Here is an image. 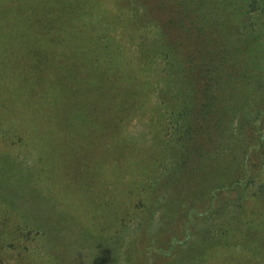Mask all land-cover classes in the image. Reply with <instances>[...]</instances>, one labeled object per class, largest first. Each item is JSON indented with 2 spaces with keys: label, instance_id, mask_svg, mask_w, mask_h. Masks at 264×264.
<instances>
[{
  "label": "rangeland",
  "instance_id": "374dc122",
  "mask_svg": "<svg viewBox=\"0 0 264 264\" xmlns=\"http://www.w3.org/2000/svg\"><path fill=\"white\" fill-rule=\"evenodd\" d=\"M263 108L264 0H0V264H264Z\"/></svg>",
  "mask_w": 264,
  "mask_h": 264
},
{
  "label": "trees",
  "instance_id": "16d2710c",
  "mask_svg": "<svg viewBox=\"0 0 264 264\" xmlns=\"http://www.w3.org/2000/svg\"><path fill=\"white\" fill-rule=\"evenodd\" d=\"M176 46V45H175ZM204 50H199V48H196V50L194 52L197 51L196 54L192 55V62L187 65L183 64L182 62H180L179 59L176 58L175 63L177 64L176 69L174 71L175 73V78L177 79L178 74H182L183 77L184 75H187L188 80L190 83H194L195 85H197L198 83V90L199 93L198 95L195 97V99H193L191 102L189 101L186 108L190 107V111L192 114H194V116L191 118H189L188 122L185 121V119H179V120H184L186 122V124H184V131L185 133V137H187L189 139V141H191L192 138H194L195 136L199 139V136H207L205 132H211L209 131L210 127L207 122V120L204 118V116L201 115L200 113V105L201 104H205L206 103H210L207 107L210 106H214V101L216 100V94H211L208 95L207 93H205V87L200 86V82L198 81L199 79H203L204 76H208L210 73H212L214 70H216L217 65H214L216 62H214V57L213 55L209 54L207 51L205 50V46L203 47ZM174 57V56H172ZM175 58V57H174ZM204 70V71H203ZM190 73L192 74V76L194 77V81L190 78ZM195 79H197L198 82L195 81ZM202 82V80H201ZM189 91V90H187ZM213 108H210V112L206 111V115H211L214 114ZM262 112H264V108L262 110ZM185 113V111H184ZM179 114V113H178ZM177 120V119H176ZM254 125L255 128L251 129L252 132H248L247 133V138L249 140V148H251L250 150H247L244 154V161L241 164V171L240 173H242V176L236 181L237 185H241L243 184V182L245 180H250L251 179V175H250V171L252 170L251 165L250 164H246L248 158L254 153L257 152L259 155L262 156V158L264 157V132H263V128L262 125L258 124V120L254 121ZM206 138L202 139L205 140ZM188 141V143H189ZM192 145V144H191ZM190 145V147H191ZM193 147V146H192ZM253 149V150H252ZM253 151V152H252ZM263 154V155H262ZM231 187L229 185L226 186H221L218 188H215L212 190L213 196H211V201H210V206H214L215 205V199L217 198H221L220 195L224 194L225 192H230ZM238 190V189H237ZM217 192V193H216ZM195 212L194 210L190 211V213ZM170 244H169V248L167 250V252H164L162 250L157 253V255H160L162 257H166L169 258L171 256L174 255V251H172V249L174 248V236L170 238ZM162 254V255H161ZM150 264V263H149Z\"/></svg>",
  "mask_w": 264,
  "mask_h": 264
}]
</instances>
